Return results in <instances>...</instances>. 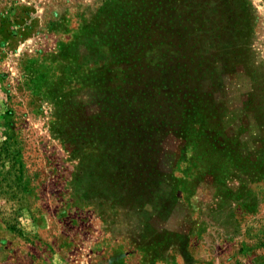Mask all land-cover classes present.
<instances>
[{"label":"rangeland","instance_id":"374dc122","mask_svg":"<svg viewBox=\"0 0 264 264\" xmlns=\"http://www.w3.org/2000/svg\"><path fill=\"white\" fill-rule=\"evenodd\" d=\"M156 3L0 0V264H264V0L198 34L228 74L200 84L157 62Z\"/></svg>","mask_w":264,"mask_h":264},{"label":"trees","instance_id":"16d2710c","mask_svg":"<svg viewBox=\"0 0 264 264\" xmlns=\"http://www.w3.org/2000/svg\"><path fill=\"white\" fill-rule=\"evenodd\" d=\"M204 2L209 1L175 0L174 2L165 3L164 0H157V3L154 6L157 14L156 17L159 16V22L161 23L160 29L157 27V29L155 28L160 32L157 37L159 39H163V43H161L160 45V60H158L157 62L168 63L167 68L164 69L166 70V72H168V69H171V66H174L172 71L179 70V72H176V77L178 78L179 83H186V79H190V82L192 84H200V82L204 80L203 78L206 77V75H208L207 77L216 75L218 78L219 76H222L223 78L228 76L227 72L222 71L221 67L218 65L221 60V62H224V59H220L221 55L219 56L218 54V57L216 58L215 51H211L207 47H205L204 49L203 46H201V42L196 39V37L198 36V34H201L203 36V34L205 33V37L209 35L208 37L210 38V35L214 31H222L224 33L226 32L227 35L230 33V36H232V32L235 33V30H238L239 26L242 23H245L242 11L238 10V2L241 4V0L235 2L236 11L233 14L225 15L223 22L217 25H215L214 21L212 20H206L207 18H209L210 14H214V11L210 9V13L208 8L214 3L209 2L210 4H205ZM218 11L223 14V10H216L215 14ZM238 12H240V15H238ZM222 14L216 15L221 16ZM238 16L240 18L237 20ZM204 21L210 22V24L214 25L212 27L207 26L205 28L202 25ZM142 28L143 27H140V25L137 26V30L132 38V46L137 45V41L139 40L138 35ZM217 44H219V42ZM226 44L227 45L224 46L222 45V52L223 54H225V56H227V50H231L233 46L228 42H226ZM189 61L191 62V64L188 63ZM231 63L235 64V60H232ZM188 64L189 69L187 70ZM119 66L122 65L119 64ZM155 66L154 68L157 69V67ZM158 71L159 70H157L156 72L158 73ZM198 91L199 89L197 90V95H199ZM178 94L179 100L177 108L181 114V117L177 119V128H180L181 126L183 128L185 122H187L188 126L192 127L195 130L196 128L202 129L200 125H203L204 129H206L205 123L208 120V116L205 112H196L195 114L193 113L194 107L192 105L193 98L191 97V93H189L187 88L184 87V89H180L178 91ZM246 110L248 109H246L243 105L242 111L245 112ZM217 116L218 114L216 115V117ZM213 118H215V116ZM146 121L149 122V125L152 126V131H157V127L161 126L162 124L161 115L158 111H155V113L151 115V117H149ZM214 128L215 127L211 128L210 131H204V133L206 134V132H210L213 135L215 134L213 130ZM207 130H209V127ZM216 133L222 134L220 130H218V132Z\"/></svg>","mask_w":264,"mask_h":264}]
</instances>
